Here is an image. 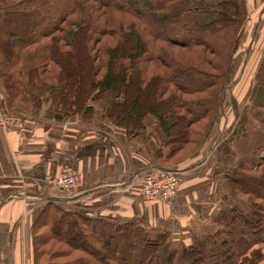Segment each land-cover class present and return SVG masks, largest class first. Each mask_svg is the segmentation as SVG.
Listing matches in <instances>:
<instances>
[{
	"label": "trees",
	"instance_id": "1",
	"mask_svg": "<svg viewBox=\"0 0 264 264\" xmlns=\"http://www.w3.org/2000/svg\"><path fill=\"white\" fill-rule=\"evenodd\" d=\"M243 7L244 0H0L6 107L48 104L52 119H89L95 102L127 138L154 136L158 168L178 172L219 128ZM247 102L217 146L232 163L213 172L224 207L212 233L174 248L166 231L48 200L30 229L34 264H261L264 54Z\"/></svg>",
	"mask_w": 264,
	"mask_h": 264
},
{
	"label": "crops",
	"instance_id": "2",
	"mask_svg": "<svg viewBox=\"0 0 264 264\" xmlns=\"http://www.w3.org/2000/svg\"><path fill=\"white\" fill-rule=\"evenodd\" d=\"M244 2L242 47L253 45L264 53V40L258 39L264 38V0ZM4 96L0 84V110L6 118L0 128V264H34L30 229L52 197L95 218L136 222L152 234L166 231L174 248L216 229L214 217L224 207L219 196L223 181L215 180L213 172L225 160L212 143L177 166L180 181L172 198L145 200L137 183L145 170L159 167L154 136L146 132L127 138L124 129L99 112L89 119L72 115L55 120L46 114L47 106L10 110ZM152 122L145 119L147 126ZM63 167L82 175L81 187L67 190L48 182Z\"/></svg>",
	"mask_w": 264,
	"mask_h": 264
},
{
	"label": "rangeland",
	"instance_id": "3",
	"mask_svg": "<svg viewBox=\"0 0 264 264\" xmlns=\"http://www.w3.org/2000/svg\"><path fill=\"white\" fill-rule=\"evenodd\" d=\"M194 1L195 2L197 1L200 3H207V4L213 2V0H194ZM244 3L246 4V2ZM261 28L262 27H259L258 29H261ZM258 39L262 41L264 40V38H262L261 36L258 37ZM243 45H245L244 42H241V40L238 39V43L236 45L237 49L234 54L235 61L232 63L230 67L229 79H228L227 84L224 86V95H223L224 103H223V108L220 114L221 121L219 124V128L216 132V135L211 144L212 145L211 148L213 147L212 150L215 148H218L219 147L218 144H220L222 137L227 136L229 132H231L232 127L234 126V124L236 123L238 119L240 111L242 110L244 105H247L248 97H249L250 91L254 83V77L257 72V68L259 66V61L262 55L264 54L261 48H255L253 45L251 46V48L249 47L246 48V47H242ZM2 90H3V93L6 94L3 87H2ZM5 101H6V98H5ZM46 105L48 104H45V106ZM93 106L97 112L100 111L99 104L94 102ZM222 115H224L226 118V123L223 127V130H221ZM217 156H218V152H217ZM180 157H181L180 160H182L183 159L182 156ZM220 158L222 159L223 156ZM228 162L232 163L231 160L229 161L225 160V163L223 164L227 165ZM261 264H264V261Z\"/></svg>",
	"mask_w": 264,
	"mask_h": 264
},
{
	"label": "built area",
	"instance_id": "4",
	"mask_svg": "<svg viewBox=\"0 0 264 264\" xmlns=\"http://www.w3.org/2000/svg\"><path fill=\"white\" fill-rule=\"evenodd\" d=\"M6 126V118L0 110V128ZM179 173L161 168L145 170L138 178V187L145 200L166 201L172 198L179 185ZM82 175L63 167L58 176L50 178L49 183L67 190L82 186Z\"/></svg>",
	"mask_w": 264,
	"mask_h": 264
},
{
	"label": "water",
	"instance_id": "5",
	"mask_svg": "<svg viewBox=\"0 0 264 264\" xmlns=\"http://www.w3.org/2000/svg\"><path fill=\"white\" fill-rule=\"evenodd\" d=\"M226 123V118L224 115H222V126H221V130H223V127ZM165 170H168V169H165ZM49 200L51 201H58V200H62L61 198H57V197H52V198H49ZM67 200H70V198H68Z\"/></svg>",
	"mask_w": 264,
	"mask_h": 264
}]
</instances>
